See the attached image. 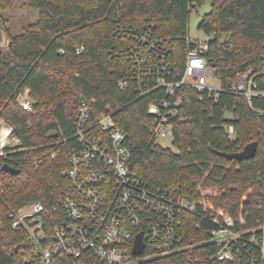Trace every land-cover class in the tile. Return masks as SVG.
I'll use <instances>...</instances> for the list:
<instances>
[{
	"label": "trees",
	"instance_id": "trees-1",
	"mask_svg": "<svg viewBox=\"0 0 264 264\" xmlns=\"http://www.w3.org/2000/svg\"><path fill=\"white\" fill-rule=\"evenodd\" d=\"M205 1L211 9L198 30L211 37L204 56L221 85L234 84L240 73L264 71V0H23L38 20L19 35L7 32L9 48L0 49V128L11 127L19 141L0 156V264H39L28 250L27 230L12 228L13 215L40 202L50 216L59 197L72 192L62 172L68 154L78 148L73 122L81 99L94 118L109 113L124 133L129 167L140 182L187 198L211 193L207 203L232 219L248 214L247 227L259 219L264 99H253L250 107L229 93L214 98L184 85L170 97L155 86L160 78L179 81L189 15ZM9 4L0 0V10ZM145 33L148 43L136 40ZM223 35L227 39L220 41ZM131 52L145 64L138 66ZM22 97L31 111L21 107ZM172 99L181 101L170 108L176 116H168L173 150L157 144L150 132L154 117L147 113ZM252 142L257 152L251 160L228 161L213 152L238 153ZM4 164L19 174L5 173ZM210 228L197 213L181 216L184 240L206 239ZM168 262L156 258L145 264Z\"/></svg>",
	"mask_w": 264,
	"mask_h": 264
},
{
	"label": "built area",
	"instance_id": "built-area-1",
	"mask_svg": "<svg viewBox=\"0 0 264 264\" xmlns=\"http://www.w3.org/2000/svg\"><path fill=\"white\" fill-rule=\"evenodd\" d=\"M136 40L149 42L147 33ZM187 43L179 81L156 80L155 86L164 88L168 96L173 97L175 89L185 85L214 98L221 93L241 97L250 107L253 99H264V71L240 73L234 84L222 86L204 56L207 43L188 37ZM82 50L79 47L76 52ZM131 54L138 66L145 64V58ZM20 105L31 111L26 98ZM180 106L179 99H172L148 108L147 113L154 117L150 132L156 141L172 138L168 116H176L170 108ZM233 132L229 126L227 133L232 136ZM73 133L78 148L68 154L69 166L62 172L72 192L59 197L58 208L52 207L50 216L40 202L29 204L30 213L20 215L19 210L13 215L12 228L24 226L30 238L28 250L39 264H145L156 258L168 259V264H264V186L255 199L260 217L247 227L248 214L234 220L207 203L209 195L187 198L140 182L129 167L124 133L109 113L94 118L86 100L77 105ZM18 143L11 127L0 128L1 157L4 148ZM261 175L264 179V171ZM183 213H197L202 222L211 225L206 239L182 238ZM196 227L199 231L200 225ZM138 234H142L144 249L140 256H133Z\"/></svg>",
	"mask_w": 264,
	"mask_h": 264
},
{
	"label": "rangeland",
	"instance_id": "rangeland-1",
	"mask_svg": "<svg viewBox=\"0 0 264 264\" xmlns=\"http://www.w3.org/2000/svg\"><path fill=\"white\" fill-rule=\"evenodd\" d=\"M10 4L6 9L0 10V17L5 21V29L11 36L21 34L22 30L28 25L35 23L38 20V12L32 8H29L23 0H9ZM211 2L205 1L203 4L196 6L189 15V21L187 26V37L192 41L208 42L211 37L206 35L204 32L198 30V25L203 17L210 12ZM227 39L226 35L221 36L220 41ZM29 94V93H28ZM26 92V97H27ZM22 97L19 99L21 101ZM163 148L174 149L172 145L171 137L157 140ZM205 195L211 193L202 192ZM32 211L31 206H26L19 211V214H27Z\"/></svg>",
	"mask_w": 264,
	"mask_h": 264
},
{
	"label": "water",
	"instance_id": "water-1",
	"mask_svg": "<svg viewBox=\"0 0 264 264\" xmlns=\"http://www.w3.org/2000/svg\"><path fill=\"white\" fill-rule=\"evenodd\" d=\"M10 44V38L9 35L5 29V25L3 20L0 18V49H8ZM29 92H27L28 95ZM15 134V130H13ZM215 154L218 156H221L228 161H246V160H251L256 156L257 152V143L252 142L247 144L244 149L238 153H233V154H228V153H220V152H215ZM3 171L5 173H8L10 175H17L19 174V170L4 164L3 165ZM144 249V242L142 240V234H138L133 243V248H132V255L133 256H140L143 252Z\"/></svg>",
	"mask_w": 264,
	"mask_h": 264
}]
</instances>
